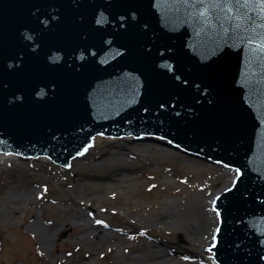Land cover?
<instances>
[{"label": "water", "instance_id": "1", "mask_svg": "<svg viewBox=\"0 0 264 264\" xmlns=\"http://www.w3.org/2000/svg\"><path fill=\"white\" fill-rule=\"evenodd\" d=\"M96 133L237 168L210 249L264 264V0H0V149L74 159Z\"/></svg>", "mask_w": 264, "mask_h": 264}, {"label": "rangeland", "instance_id": "2", "mask_svg": "<svg viewBox=\"0 0 264 264\" xmlns=\"http://www.w3.org/2000/svg\"><path fill=\"white\" fill-rule=\"evenodd\" d=\"M97 142V151H92L96 155L77 160L65 172L66 181L51 184L41 173L33 177L44 185L22 192L18 188L31 183L23 171H14L20 184L8 183L17 163L7 167L9 174L0 172V264H118L117 260L159 264L149 254L170 259L163 264H190L167 254L177 250L204 254L202 247L209 244L214 228L204 223L210 212L206 203L231 173L157 141L99 138ZM97 155L102 159L93 160ZM79 214L87 226H94L99 217L110 229L91 226L86 233ZM54 218L56 234L43 242L33 224L45 226ZM111 226L139 228L151 242L122 235Z\"/></svg>", "mask_w": 264, "mask_h": 264}, {"label": "bare ground", "instance_id": "3", "mask_svg": "<svg viewBox=\"0 0 264 264\" xmlns=\"http://www.w3.org/2000/svg\"><path fill=\"white\" fill-rule=\"evenodd\" d=\"M99 138H107V139H112L114 141L115 140L116 141H118V140L143 141L144 140L143 138H145V136L142 137V138H137V139H140V140H137V139H132L133 137L131 135H123V136H121L119 138H113V137H103L102 135H99V133H96L90 138V142H89L88 146L94 140L98 141ZM152 138L153 137H146V139H149L150 141L152 140ZM97 145H98V142L94 146L91 147L92 148L91 150H89V151H87L85 153H82V154H80L78 156H75L74 159H67V160L64 159L65 161L64 160H53V159H51L49 157L46 158V157H44L45 155H43V154H41L42 155L41 156V155H35L33 153H29V152H21V151L0 149V172L2 171V175L9 174L10 172H8L9 170L7 169V167L8 168H12V164L13 163H17V166L15 168L11 169V171H12L11 172V176L12 177L9 179L8 183H11L12 185L20 184L19 183L20 180H18L14 176V171H19V172L23 171L24 172L23 174H26L28 176V178L30 179L29 181H31V183H29V185H23V188H18V189L20 191H22V192H28V191L33 190V188L35 189L36 187L38 188V187L44 185L45 182H39V184H40L39 185L38 181L33 177V176L37 177V176L41 175V173H44L45 176L47 178H49L48 180L51 182V184H53L54 182H57V181L60 182V181L68 180L67 177L64 175L65 172L69 173L70 166H73L75 164V162L77 160H79V159H84V160H89L90 159L91 160L92 159L91 157H93V155H96V154L92 155V151L93 150L97 151V149H95V147H97ZM174 149L179 150L180 152L184 153L186 156H190V157H193L195 159H199L200 158V159L206 160V161H208V162H210V163H212V164H214L216 166H220V167L221 166H228V167H226L224 169L228 170L231 173L230 179L228 180V182L224 186H222L220 189H217L215 192H213L212 196L207 200V203H206V207H207V209L210 210V212L207 213V216H206V218L204 220V223H208L209 227H210V224L214 225L213 231L216 229V226H217V229H218L219 227H218L217 207H210V205L213 202V200H214V198L216 197L217 194L218 195H223L224 192L226 191L228 185H234L235 184L237 168H234L233 166H231L229 164L217 161L215 159H212V158H209V157H206V156L191 152L189 150H186V149H183V148H180V147H177V146ZM76 154H77V152H76ZM96 159L101 160L102 157H98V155H97V156H95L93 158V160H96ZM62 163H65V164H62ZM65 166H67V167H65ZM113 177L114 176H112V178ZM12 187H14V186H10V188H12ZM91 207H92V205H91ZM82 219L86 222L85 226L83 228H84V232L87 233V232H89V229L91 228L92 225L87 226V224H88L87 220H85L83 218L82 214H79V220H82ZM99 219L100 218L97 217L96 220H99ZM211 219L213 221L209 223L208 220L210 221ZM54 220H56V219L54 218V219H51L50 221L45 222V226H43V223H42V225L38 224L37 222H35L33 224V228L34 229L36 228L37 232L39 231L40 238H41V240L43 242L51 241V239L53 240V236L56 233L54 231H52V229L55 228L54 230H56L57 227H58L57 223ZM93 223H94V226H92V228L93 227L94 228L95 227H100L103 230H109L110 229V227H108V225L104 224L100 220L97 221V222L93 221ZM204 223L201 224L200 226L202 227L204 225ZM124 224H127L126 221L124 222ZM200 226L198 227V229L196 228L198 231L201 228ZM115 227L111 226V228H113V229H116ZM202 229H205V228H202ZM118 230H119V232L122 235H128V234L130 235V234H132V235L140 237L141 240H147V239L150 238L149 242H151V237L148 236L147 233L142 232L139 228H135V227L132 228L130 226H125V228H123L122 226H119V227H117L116 231H118ZM100 233H103V232L101 231ZM99 239H100V237H98V240ZM153 242L161 243V242H159L156 239H154ZM150 247H156V245H150ZM136 249L137 250H143L144 252H149L148 249L141 248V247L136 248ZM186 252L187 251L180 252V251L177 250V252L173 251V253H168L167 255L168 256L171 255L172 257L178 256L181 261L187 262V263H190V264H215V256H214L212 250L207 251V254L205 256L208 259V261L204 260L202 253L201 254H199V253H191V254H189V253H186ZM172 254L175 255V256H173ZM163 257H164V255L161 256V255H158V254H149L150 260L152 262H158L159 261V264L167 263V261L170 260L168 258H165V260H164V259H162ZM117 263L118 264H135V263L129 262L128 260H123L121 262H119L117 260ZM149 264H153V263H149Z\"/></svg>", "mask_w": 264, "mask_h": 264}, {"label": "snow or ice", "instance_id": "4", "mask_svg": "<svg viewBox=\"0 0 264 264\" xmlns=\"http://www.w3.org/2000/svg\"><path fill=\"white\" fill-rule=\"evenodd\" d=\"M201 3L205 2V0H200ZM203 14V13H202ZM99 223V222H98Z\"/></svg>", "mask_w": 264, "mask_h": 264}]
</instances>
